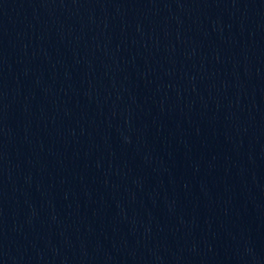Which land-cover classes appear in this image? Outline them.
<instances>
[{
	"label": "water",
	"instance_id": "1",
	"mask_svg": "<svg viewBox=\"0 0 264 264\" xmlns=\"http://www.w3.org/2000/svg\"><path fill=\"white\" fill-rule=\"evenodd\" d=\"M0 264H264V0H0Z\"/></svg>",
	"mask_w": 264,
	"mask_h": 264
}]
</instances>
